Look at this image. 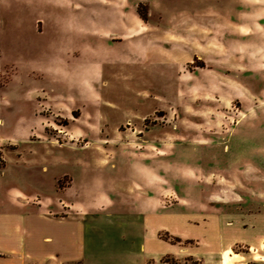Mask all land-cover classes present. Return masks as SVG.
I'll return each mask as SVG.
<instances>
[{
	"label": "rangeland",
	"instance_id": "rangeland-1",
	"mask_svg": "<svg viewBox=\"0 0 264 264\" xmlns=\"http://www.w3.org/2000/svg\"><path fill=\"white\" fill-rule=\"evenodd\" d=\"M117 1L124 21L146 25L58 72L64 34L51 21H110ZM244 9V0H0V209L18 199L79 211L106 194L127 220L138 196L154 194L169 212L264 210V59L234 24Z\"/></svg>",
	"mask_w": 264,
	"mask_h": 264
},
{
	"label": "crops",
	"instance_id": "crops-1",
	"mask_svg": "<svg viewBox=\"0 0 264 264\" xmlns=\"http://www.w3.org/2000/svg\"><path fill=\"white\" fill-rule=\"evenodd\" d=\"M64 1L70 5L72 0ZM244 5V21L234 24L242 26V33L249 36L250 55L264 59V0H244ZM105 11L111 15L110 21L74 14L51 21L64 34L54 46L60 54L52 65L60 68L58 72H69V58L98 55L94 44L113 45L129 29L134 35L138 26L146 25L142 20L124 21V6L118 1L116 7ZM93 36L99 39L95 43L90 39ZM74 38L81 43L76 44ZM92 63L81 65L90 70ZM137 201L134 216L122 220L119 213L108 210L114 201L106 194L81 204L79 211L74 201L64 207L44 200L37 204L12 200L9 209H0V264H264V210H243L244 206L238 205L230 212L207 213L200 207L186 206L178 213L163 211L154 194L138 196ZM168 218L183 219L184 225L209 233H182L160 222ZM160 231L171 236L164 238ZM172 235L179 240H171ZM182 240L194 242L185 244Z\"/></svg>",
	"mask_w": 264,
	"mask_h": 264
},
{
	"label": "trees",
	"instance_id": "trees-1",
	"mask_svg": "<svg viewBox=\"0 0 264 264\" xmlns=\"http://www.w3.org/2000/svg\"><path fill=\"white\" fill-rule=\"evenodd\" d=\"M175 240H179L178 238H175Z\"/></svg>",
	"mask_w": 264,
	"mask_h": 264
}]
</instances>
